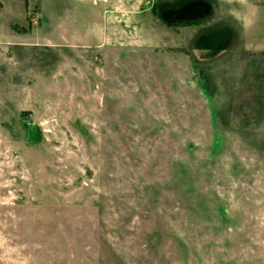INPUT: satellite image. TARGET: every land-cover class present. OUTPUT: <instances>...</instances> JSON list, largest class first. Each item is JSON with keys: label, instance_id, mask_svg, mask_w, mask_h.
<instances>
[{"label": "rangeland", "instance_id": "obj_1", "mask_svg": "<svg viewBox=\"0 0 264 264\" xmlns=\"http://www.w3.org/2000/svg\"><path fill=\"white\" fill-rule=\"evenodd\" d=\"M0 264H264V0H0Z\"/></svg>", "mask_w": 264, "mask_h": 264}, {"label": "crops", "instance_id": "obj_2", "mask_svg": "<svg viewBox=\"0 0 264 264\" xmlns=\"http://www.w3.org/2000/svg\"><path fill=\"white\" fill-rule=\"evenodd\" d=\"M206 18H201L200 22H199V26H196L197 28H202L203 26H205V22H206ZM182 28L183 29V33L184 36L185 35H189V36H183L180 40L181 41H178L179 42V46L181 47H186L188 48V52L187 55H193V63L195 64H198V63H201L203 66H209V65H213L214 63L216 62H219V63H223L225 62V58L228 56V52H229V49H224V50H221V51H213L211 53H208V54H204L203 52H200L199 50H203V49H194L192 47V35H191V31L194 30L195 32L199 29L197 28H193L192 25H180L178 26L176 29H180ZM194 32V33H195ZM215 56V57H214ZM214 57V58H213ZM213 59H215L214 61H212ZM217 64V63H216Z\"/></svg>", "mask_w": 264, "mask_h": 264}]
</instances>
